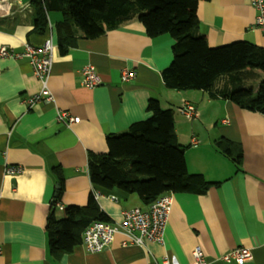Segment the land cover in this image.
Segmentation results:
<instances>
[{"label":"crops","instance_id":"obj_1","mask_svg":"<svg viewBox=\"0 0 264 264\" xmlns=\"http://www.w3.org/2000/svg\"><path fill=\"white\" fill-rule=\"evenodd\" d=\"M33 1L0 0V45L21 52L27 43L39 47L51 39L55 51L48 85L54 102L30 108L25 100L42 85L28 59L1 60L0 264H162L166 255L177 264H191L197 247L208 264H236L218 258L238 247L251 250L245 264H264V115L211 99L204 91L166 88L162 73L174 59V39L150 38L137 19L96 39L77 36L61 49L63 16L49 13L46 30L39 32ZM252 1L199 3L198 30L211 48L243 41L264 49ZM85 66L100 74L99 87L82 86ZM125 70L134 71L136 78L122 82ZM151 100L173 111L179 145L186 147L187 171L212 185L203 193H173L164 245H123L126 238L116 234L103 252L89 253L80 245L56 260L49 253L46 230L59 186L54 169L60 168L64 178L57 215L63 217L70 206H87L98 192L88 175L89 156L107 153L108 135L126 133L149 119ZM184 101L197 108L192 121L178 111ZM59 110L80 122L69 128L59 125ZM219 140L224 147L233 144L232 158L215 145ZM239 149L240 166L234 161ZM8 166L21 167L22 173L6 174ZM98 193L95 200L109 224L120 222L127 209H148L135 194Z\"/></svg>","mask_w":264,"mask_h":264},{"label":"trees","instance_id":"obj_2","mask_svg":"<svg viewBox=\"0 0 264 264\" xmlns=\"http://www.w3.org/2000/svg\"><path fill=\"white\" fill-rule=\"evenodd\" d=\"M208 0H34L35 29L44 32L47 15L60 13L62 47L77 36L92 40L137 19L150 38L170 35L174 39V59L162 73L166 88L174 91H204L211 99L227 100L264 115V49L248 42L211 48L200 33L197 9ZM152 116L132 125L128 132L108 135L107 153L90 155L88 172L92 188L100 193L120 191L135 194L150 205L168 193H203L212 183L187 168L186 147L179 145L172 110L151 100ZM216 142L232 158L233 144ZM242 152L234 161L240 166ZM59 179L47 222L49 253L59 260L82 245L85 230L95 221L108 222L92 193L85 207L70 206L59 217L58 205L64 191Z\"/></svg>","mask_w":264,"mask_h":264},{"label":"built area","instance_id":"obj_3","mask_svg":"<svg viewBox=\"0 0 264 264\" xmlns=\"http://www.w3.org/2000/svg\"><path fill=\"white\" fill-rule=\"evenodd\" d=\"M255 8L258 11L256 18V25L264 33V1L253 0ZM55 46L51 39L45 41L42 46H33L25 44L21 52H15L7 46L0 45V63L5 58H13L16 60L28 59L31 64L33 72L42 87L41 91L35 95L30 96L26 104L31 108L35 104L47 102L53 103L54 96L49 89V77L53 66V55ZM94 67L85 66L81 70L82 86L93 89L99 87L103 81L100 74L96 73ZM136 78L134 71H122V82H130ZM179 113L184 116L185 120L192 121L197 116V108L191 102L184 101L178 107ZM57 122L59 125L67 128L73 124L80 122L79 118L71 116L68 112L59 110ZM198 140L193 138L192 144H197ZM22 173V168L18 166H8L6 174L14 176ZM99 193L94 192L97 199ZM173 193H168L160 196L155 202L148 206L147 210L142 208H132L123 211V218L116 224H109L103 221H95L85 230L83 234L82 246L89 253H100L110 246L113 237L116 234L124 235L126 240L123 245H137L144 246L148 242L165 244V233L170 220L172 204L174 197ZM116 198L114 197L113 200ZM0 254H2V247L0 246ZM251 250L246 247H238L231 252L224 254L218 258L220 261L226 263L245 264L247 260H251ZM204 253L200 247L193 251V262L191 264H208L205 260ZM162 264H177L172 261L169 256H164L161 260Z\"/></svg>","mask_w":264,"mask_h":264},{"label":"water","instance_id":"obj_4","mask_svg":"<svg viewBox=\"0 0 264 264\" xmlns=\"http://www.w3.org/2000/svg\"><path fill=\"white\" fill-rule=\"evenodd\" d=\"M59 186L57 185V188H58Z\"/></svg>","mask_w":264,"mask_h":264},{"label":"rangeland","instance_id":"obj_5","mask_svg":"<svg viewBox=\"0 0 264 264\" xmlns=\"http://www.w3.org/2000/svg\"><path fill=\"white\" fill-rule=\"evenodd\" d=\"M177 118V117H176Z\"/></svg>","mask_w":264,"mask_h":264}]
</instances>
